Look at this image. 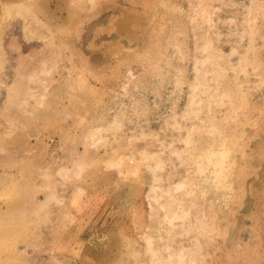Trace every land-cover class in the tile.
Returning a JSON list of instances; mask_svg holds the SVG:
<instances>
[{
  "label": "rangeland",
  "instance_id": "1",
  "mask_svg": "<svg viewBox=\"0 0 264 264\" xmlns=\"http://www.w3.org/2000/svg\"><path fill=\"white\" fill-rule=\"evenodd\" d=\"M36 8L0 7V208L54 194L39 263L264 264V0Z\"/></svg>",
  "mask_w": 264,
  "mask_h": 264
},
{
  "label": "bare ground",
  "instance_id": "2",
  "mask_svg": "<svg viewBox=\"0 0 264 264\" xmlns=\"http://www.w3.org/2000/svg\"><path fill=\"white\" fill-rule=\"evenodd\" d=\"M39 6V0H0V7L3 10V13L8 16L11 14H14L15 16L19 15L22 20H18L15 21L12 25L13 27H17L20 28L21 32V36L23 33V30H25L26 28V23L24 22V15L25 13H27L28 11H31L32 9H37L36 7ZM56 9V8H55ZM32 12H35L32 10ZM38 13V12H37ZM36 14V13H35ZM40 14V13H39ZM30 15V14H29ZM37 15V14H36ZM19 17V18H20ZM29 17V16H28ZM35 21V20H34ZM36 22V21H35ZM100 22H102L101 20H97L95 22V24H91L93 26H96L97 24H99ZM10 24V23H9ZM10 24V25H11ZM35 26V25H34ZM89 27V26H88ZM88 29V28H87ZM28 31V30H27ZM4 32V31H3ZM9 33V32H8ZM5 34V32H4ZM3 36V34H2ZM20 36V37H21ZM22 38V37H21ZM20 39V38H19ZM88 40V35H85V37L83 38V41H87ZM82 41V42H83ZM15 40L14 39H5V38H0V52L2 51V49L4 50V45L8 44L9 46L14 45ZM30 43V42H29ZM52 43V42H51ZM3 47V48H2ZM78 47V46H77ZM20 52V51H19ZM18 52V53H19ZM4 54V53H3ZM1 56V55H0ZM41 81V80H40ZM48 86V85H47ZM46 86V87H47ZM45 87V86H44ZM32 91V90H31ZM31 97V96H30ZM22 102V101H21ZM23 103V102H22ZM24 104V103H23ZM264 111V110H263ZM69 117V116H68ZM3 156V155H2ZM0 156V180H2L3 177H7V175L10 177L11 175L7 173V170L15 164L16 159H13L12 156L6 154V156L4 155L3 157ZM217 158V157H216ZM206 160V159H205ZM211 165V164H210ZM215 173V172H214ZM213 173V174H214ZM222 173V172H221ZM58 174V173H57ZM205 175V174H204ZM213 176V175H212ZM262 176V175H261ZM214 177V176H213ZM153 182V181H152ZM264 183V182H263ZM179 187V186H178ZM151 191H155V186L151 187L150 189ZM47 192V191H46ZM39 195V194H38ZM32 198V197H31ZM41 197H36L33 200L29 199V202L26 204V208L20 212L17 213L18 217L14 218V222L13 223H9L7 220H3L1 216H4L7 214L6 210H3L0 208V247H4L7 249V253L6 255L1 254L0 253V264H7V262H14L16 264H40V259L38 258V254L35 253L36 250H38L37 245L33 244L34 242L30 243V241L28 242V238L26 237V235L22 234V227L24 228V222L27 224L25 227L27 230H38L37 228V224L39 221V215L42 211V209L44 207L47 206V203L49 201H53L55 200L54 194H52L51 192H49L48 194H45L42 199H40ZM155 200V198H154ZM50 203V202H49ZM48 203V204H49ZM253 203V200L251 201V205ZM247 205V203H246ZM248 204L249 207L251 206ZM3 206V205H1ZM9 209V208H8ZM249 210V209H248ZM10 211V210H9ZM24 214L23 216V220L24 222L22 223V218L21 220H19V217H21V215ZM48 213L45 214V218H47ZM18 219V220H17ZM239 222V221H238ZM241 223V221L239 222V224ZM23 225V226H22ZM239 227V226H238ZM236 235V234H235ZM250 235V233H249ZM264 237V236H263ZM261 238V237H260ZM247 239V238H246ZM261 240V239H260ZM263 242L264 239L262 238ZM230 241V240H229ZM244 241V240H243ZM248 240H246L247 243ZM21 242H27L28 244L25 247V253L24 252H19L17 244L21 243ZM249 242V241H248ZM262 242V243H263ZM26 244V243H24ZM248 245V243H247ZM264 245V244H262ZM29 246H31V248H29ZM240 247V246H239ZM263 247V246H262ZM249 248V247H248ZM252 248V247H251ZM30 249L31 251V255H28V250ZM243 249V246H242ZM260 249V248H259ZM251 250V249H248ZM242 251V250H241ZM263 251V250H262ZM34 252V253H33ZM8 254V255H7ZM250 254V253H249ZM39 259V260H38ZM260 259V258H259ZM262 259V258H261ZM253 262V261H251ZM264 262V260L262 261ZM253 264V263H252ZM259 264V263H258Z\"/></svg>",
  "mask_w": 264,
  "mask_h": 264
}]
</instances>
